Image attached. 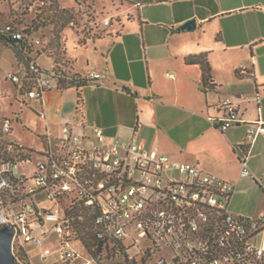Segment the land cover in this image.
I'll return each mask as SVG.
<instances>
[{"label":"crops","instance_id":"1","mask_svg":"<svg viewBox=\"0 0 264 264\" xmlns=\"http://www.w3.org/2000/svg\"><path fill=\"white\" fill-rule=\"evenodd\" d=\"M127 11L116 32L80 45L79 58L65 53L76 73L102 76L80 89V106L76 88L54 86L42 103L27 99L45 113L46 134L56 140L69 126L91 136L99 127L229 182L235 216L264 215V135L246 143L247 123L264 122V0H160ZM191 20L195 29H181ZM204 54L207 86L201 65L187 62ZM226 99L242 122L222 131L214 121L228 114ZM244 160L249 175H242Z\"/></svg>","mask_w":264,"mask_h":264},{"label":"built area","instance_id":"2","mask_svg":"<svg viewBox=\"0 0 264 264\" xmlns=\"http://www.w3.org/2000/svg\"><path fill=\"white\" fill-rule=\"evenodd\" d=\"M15 1L0 0V19L1 6ZM22 39L18 27L0 22V44ZM30 66L36 80L26 97L42 103L58 76ZM101 78L91 73L89 84ZM10 79L20 83L16 74ZM223 106L228 114L214 121L222 131L242 122L229 99ZM40 117L46 119L45 113ZM11 123L4 121L5 134H11ZM260 135L264 122H248L246 143L252 145ZM14 144L8 145V152L24 148ZM44 144L41 155L47 162L30 173L21 168L31 159L0 162V229H15L13 253L15 247L32 244L42 250L40 259L46 262L52 252L45 241L55 233L65 251L64 264H74L78 254L68 248L87 222L104 249L126 253L138 264H264V215L244 219L232 214L234 187L229 182L139 143L110 138L99 127L91 136H80L65 126L56 140L47 132ZM249 174L244 160L242 175ZM42 192L54 203L52 209L27 206ZM46 222L54 226L43 238L37 237L34 231Z\"/></svg>","mask_w":264,"mask_h":264},{"label":"rangeland","instance_id":"3","mask_svg":"<svg viewBox=\"0 0 264 264\" xmlns=\"http://www.w3.org/2000/svg\"><path fill=\"white\" fill-rule=\"evenodd\" d=\"M58 1L69 7L74 2V0H56V5L50 7L48 0H17L15 3H5L1 6L2 18L5 23H13L20 29L28 30L29 38L34 42L39 41V44L35 45V50L41 51L45 55L41 57L40 64L46 68L53 65L52 58L61 63L66 61L67 64H70L65 53L69 58L74 55L78 56V52L81 51L80 39H87L88 42L92 37L102 38L116 32L127 16L128 7L134 5L123 0H76V6L66 9L69 11L68 14H62L59 11L61 12L63 8L60 7ZM62 15L63 17H61ZM91 50L90 46L87 51L91 52ZM15 51L12 47H0V162L6 160L7 157L9 159L13 157V154L7 151L8 140H12L32 151L31 162L25 163L21 168L22 172L30 173L39 165L47 162L46 158L41 155L45 149L39 138L46 135V125L45 120L30 106L25 95L26 91L22 90L19 93L10 79L12 75L16 74L20 79L19 84L25 80L26 63L16 57ZM77 65L81 69H88L86 63L80 59ZM6 119L12 122L11 134L8 137L3 132V124ZM75 133L82 136V131L79 129L75 130ZM13 159L15 162L17 161L16 163L20 162L18 158ZM3 196L6 201H11L8 194H3ZM32 199L33 202L28 200L27 206H32L34 203L41 210H49L54 206V203L50 202L44 192L34 195ZM53 226V223L46 222L43 227H39L35 235L43 238L44 234L49 233ZM84 227L88 228L87 225ZM83 231L75 234V241H72L68 248L78 254V264H86L91 261L89 254L92 256V253L81 242L84 236ZM259 243L260 238H257L256 244L259 245ZM27 246V251L22 249L27 264H63L65 251L55 233H51L50 238L45 242V247H48L52 252L47 262L40 259L41 249L33 247L32 244ZM92 250L91 252H93ZM124 256H127L126 253L119 250H108V253L101 250L94 258L97 264H130L131 262L127 257L125 260ZM91 264L94 263L91 262ZM146 264L152 263L147 262Z\"/></svg>","mask_w":264,"mask_h":264},{"label":"trees","instance_id":"4","mask_svg":"<svg viewBox=\"0 0 264 264\" xmlns=\"http://www.w3.org/2000/svg\"><path fill=\"white\" fill-rule=\"evenodd\" d=\"M123 1H126L128 3L134 4L137 6L150 4V3L154 2L153 0H123ZM48 2H50V7H52L53 5H56V0H48ZM59 13L68 14L69 11L66 9H63V10H61V12L59 11ZM61 17H63V15ZM0 22L5 23L3 21V18L0 19ZM16 27H18V26H16ZM18 28L20 29V27H18ZM20 30L23 33V39L22 40L17 41V42H3L0 44L3 47H12L14 50H16L15 51L16 57L20 61L26 63L27 68H26V71L24 72L25 80L22 81L20 86L16 83L15 84L13 83L15 89L19 90V93L22 92V90H25L26 91L25 95H27L28 92L34 88L35 80H36V74L33 72V70L31 69V66H30V63H33V65L36 68H38L39 70H42V71H45L48 73L49 72L55 73L56 76H58V79H52V81H53V84L56 85L58 88H60V89L76 88L78 91V106H80L81 102H82L80 89L83 86H86L89 84V79H88L89 74L88 75L78 74L74 71V69L72 68V66L70 64H67L66 61L61 63L58 60H54L52 57L51 58H52L53 65L48 69H43L38 64V59H41V57H43L45 55L42 54L41 51L35 50L36 44L33 40H31L29 38V36H28L29 32H27L28 30H26V29H20ZM98 38H101V37H92L91 40L92 39H98ZM88 40H89V38H88ZM86 43H87V39H80L79 40L80 45H86ZM46 56H48V55H46ZM187 62L188 63H197V64L201 65L202 70H203L204 85L207 86V82L209 79L211 69H210L209 63L207 61L206 55L204 54V55H201L198 57H190L187 59ZM25 86H27L28 88L26 89ZM8 135H10V134H6V137H8ZM8 141H9V145L11 144V145L15 146L14 141H12V140H8ZM12 154H13V157L11 159H9L7 157L6 160H2V161H13V162H15L13 158H15V159L18 158L19 159L18 161H20V162L21 161H27L30 159V155L32 154V151L28 150L26 148H21V149L15 148L14 151L12 152ZM82 225H84V226L87 225V227L89 229L82 226ZM80 231L84 232L83 241L81 240L82 244L90 253H92L93 257L87 252L89 254L90 258L94 261V264H97L94 257H96L97 254L101 252V250H104L105 253H108V249L107 248L104 249L102 247V243L96 239L95 235L93 234V232L91 230V226L89 225V223L83 222L78 229V232H80ZM22 249L23 248L15 247V249H14L15 260H16V263H18V264H27V262L24 259L25 254H24ZM92 249H94V250H92ZM91 250L93 252H91ZM124 258L126 260V256H124ZM62 262L64 264L63 260H62ZM131 263L133 264L135 262L132 261ZM74 264H78V262L76 261Z\"/></svg>","mask_w":264,"mask_h":264},{"label":"water","instance_id":"5","mask_svg":"<svg viewBox=\"0 0 264 264\" xmlns=\"http://www.w3.org/2000/svg\"><path fill=\"white\" fill-rule=\"evenodd\" d=\"M196 28L195 20L186 22L181 26L183 30H193ZM15 229L7 226L0 229V264H18L13 253V239Z\"/></svg>","mask_w":264,"mask_h":264}]
</instances>
